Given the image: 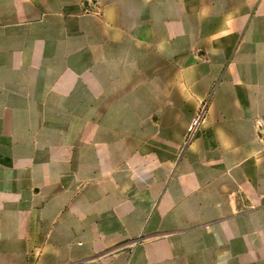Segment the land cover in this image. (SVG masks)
I'll list each match as a JSON object with an SVG mask.
<instances>
[{"label":"crops","instance_id":"0c3cea01","mask_svg":"<svg viewBox=\"0 0 264 264\" xmlns=\"http://www.w3.org/2000/svg\"><path fill=\"white\" fill-rule=\"evenodd\" d=\"M0 264H264V0H0Z\"/></svg>","mask_w":264,"mask_h":264},{"label":"rangeland","instance_id":"374dc122","mask_svg":"<svg viewBox=\"0 0 264 264\" xmlns=\"http://www.w3.org/2000/svg\"><path fill=\"white\" fill-rule=\"evenodd\" d=\"M201 116H202V113H201L200 116H197V117H195V118L192 119V121H191V123H190V125L188 127L187 134H186L185 139H184V142H183V146H185L186 144H188V142L191 140V137L193 135V132L195 131V128L191 129V126H192V124L194 123V121L196 119L199 121L200 118H201ZM151 133H152V130L150 131V134ZM166 144L168 145L169 143H166ZM171 161H172V159H168V158H166V159L158 158L156 164H158V162H159V166L160 167L161 166H165V167L168 168V166H170V164H171Z\"/></svg>","mask_w":264,"mask_h":264},{"label":"built area","instance_id":"2783aa9c","mask_svg":"<svg viewBox=\"0 0 264 264\" xmlns=\"http://www.w3.org/2000/svg\"><path fill=\"white\" fill-rule=\"evenodd\" d=\"M198 124H199V121L196 119V120L194 121V123L192 124L191 129H193V128L196 129V127H197Z\"/></svg>","mask_w":264,"mask_h":264}]
</instances>
